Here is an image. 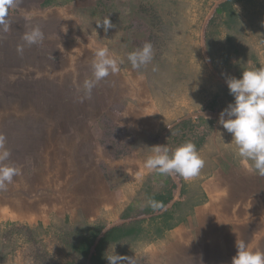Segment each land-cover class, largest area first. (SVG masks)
Here are the masks:
<instances>
[{
	"label": "rangeland",
	"instance_id": "obj_1",
	"mask_svg": "<svg viewBox=\"0 0 264 264\" xmlns=\"http://www.w3.org/2000/svg\"><path fill=\"white\" fill-rule=\"evenodd\" d=\"M57 1L37 2L30 15L26 0H16L7 32L0 30V134L11 152L3 163L21 170L0 191V264L73 263L74 232L109 226L130 204L145 207L147 192L163 184L144 167L158 137L216 92L222 112L234 101L226 79L264 60V0H232L223 14L215 12L219 0ZM107 17L115 27L105 32L95 23ZM35 26L43 42L18 53ZM145 42L154 59L134 70L127 55ZM100 47L119 71L84 99ZM191 123L205 139V120ZM186 182L181 178L186 198L203 201L200 182ZM187 214L185 208L179 218ZM156 226L143 224L136 240L110 245L106 255L115 247V254H136L139 264L204 262L207 251L192 250L187 240L174 250Z\"/></svg>",
	"mask_w": 264,
	"mask_h": 264
},
{
	"label": "clouds",
	"instance_id": "obj_2",
	"mask_svg": "<svg viewBox=\"0 0 264 264\" xmlns=\"http://www.w3.org/2000/svg\"><path fill=\"white\" fill-rule=\"evenodd\" d=\"M15 4L16 0H0V30L4 32L8 30L7 10ZM95 24L105 32L115 27L109 17ZM22 40L24 44L17 46L20 54L23 53L24 45L42 43L44 33L39 26H35L24 33ZM153 59L154 49L151 42H145L141 48L127 55L134 70L146 68ZM91 68L93 78L85 80L82 86L84 99L91 98L92 90L98 82L119 71L117 61L110 56L106 47L96 50ZM226 83L234 97V103H230L220 113L218 123L232 134L238 156L249 165V171L264 176V67L245 70L240 78H227ZM6 141L7 138L0 134V191H6L8 185L14 182V177L21 174L19 168L3 163L11 156ZM149 148L151 154L146 158L144 167L162 176L178 175L187 181L197 177L205 166L204 159L192 142L180 145L171 154L167 145ZM148 205L153 209L164 207L162 203L151 199ZM236 248L237 253L232 258V264H264V251L253 250L244 240H237ZM106 259L109 264H121L122 261L139 264L136 254L134 257L118 255L115 254V247L111 255H106Z\"/></svg>",
	"mask_w": 264,
	"mask_h": 264
},
{
	"label": "crops",
	"instance_id": "obj_3",
	"mask_svg": "<svg viewBox=\"0 0 264 264\" xmlns=\"http://www.w3.org/2000/svg\"><path fill=\"white\" fill-rule=\"evenodd\" d=\"M39 1L42 8L61 4L57 0H51L47 4L45 0H26L25 11L32 15L38 9ZM30 2L36 4L33 9ZM69 2L70 0L63 2L65 7ZM56 14L58 12L54 15ZM263 64L264 60L258 68L264 67ZM207 93L206 89V96ZM192 94L196 95L194 92L190 95ZM217 97L216 92L201 103L200 107H205L212 99L219 112L215 113L218 114L215 119L209 115L205 118V127L210 131H206L205 141L200 148H205V151L198 150L205 166L197 177L187 180L189 184L200 182L203 201L196 203L187 216H183L177 225L164 234L174 250H180L178 246H183V241L187 240L190 245L188 247L192 250L207 251L204 264H231L230 255L237 252V240L246 241L253 250L264 251V176L249 171V165L238 156L232 134L218 123L221 111ZM223 98L224 96L221 99ZM209 252L219 254L214 256L213 253L211 256Z\"/></svg>",
	"mask_w": 264,
	"mask_h": 264
},
{
	"label": "trees",
	"instance_id": "obj_4",
	"mask_svg": "<svg viewBox=\"0 0 264 264\" xmlns=\"http://www.w3.org/2000/svg\"><path fill=\"white\" fill-rule=\"evenodd\" d=\"M49 1L51 0H45V4ZM218 4L215 12L223 14L225 11L230 12L232 0H219ZM242 72L238 73L237 78H240ZM218 112L219 110L212 102L200 111L175 121L158 137L157 145H167L170 154L171 151L186 142H192L198 149L203 145L205 139L196 133L199 127L191 122H203L208 115L215 119L218 116L215 113ZM155 178L162 180L163 184L153 193L147 192L145 207L139 208L140 206L135 203L130 204L120 214L115 223L109 226L99 225L87 228L83 234L80 231L73 233L72 238L74 240L68 245L75 255L74 262L71 264H107L106 250L110 245L136 240L146 231L143 224H157L156 234L161 236L162 233L173 228L181 221L179 215L185 208L187 211H191L192 207L199 203V201L193 202L192 197L186 198L187 192L181 186L180 176H162L156 173ZM150 199L162 203L164 207L153 209L148 205Z\"/></svg>",
	"mask_w": 264,
	"mask_h": 264
}]
</instances>
